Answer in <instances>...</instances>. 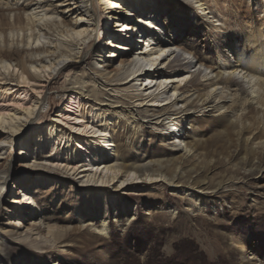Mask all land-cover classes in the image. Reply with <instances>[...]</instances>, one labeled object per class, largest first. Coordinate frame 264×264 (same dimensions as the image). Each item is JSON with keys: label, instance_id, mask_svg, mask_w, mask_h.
Listing matches in <instances>:
<instances>
[{"label": "bare ground", "instance_id": "6f19581e", "mask_svg": "<svg viewBox=\"0 0 264 264\" xmlns=\"http://www.w3.org/2000/svg\"><path fill=\"white\" fill-rule=\"evenodd\" d=\"M174 1H182L191 9V14L201 15L208 30L223 38L227 36L216 2ZM150 9L153 12L149 14ZM100 11L104 23L100 21ZM159 13L153 0H0V155L5 146L11 148L18 135L45 114L50 87L57 74L68 66V61L82 60L89 51L102 54L106 48L117 47L120 53L127 51L125 58L115 65L101 59L93 63L101 79L99 85L104 99L89 91L80 76L71 78L61 89V96L69 99L70 109L54 115L34 145L38 150L42 142V152L50 154L32 160L27 148L18 150L20 168L30 169L34 175L14 176L8 159L3 162L6 169H0V203L15 189L30 209L16 211L18 219L11 222L12 228L0 229V241L5 235L13 241L35 245L53 239L50 228L46 224L41 227L42 220L34 211L37 205L27 184L33 176L47 182L54 176L66 175L87 190L101 193L107 190V194L108 188L111 192L127 194L128 186L136 184L183 185L186 186L183 194L187 199L191 197L193 208L198 207L202 196L214 197L227 189L224 185L211 188L208 182L198 181V171L192 179L177 167L175 159L163 160L173 166L174 173L170 176L154 170L150 161L124 163L127 146L121 144L117 126L124 129L127 125L123 136L130 143L141 135L146 125L159 134L168 130L165 145L169 150L190 156L192 148L185 141L189 120L188 126H183L181 117L185 122L197 107L207 111L223 109V102L219 101L224 90L220 86L222 79H235L259 108L264 130V37L255 26V35L246 34L242 38L251 50L250 55H246L244 47L240 49L235 42L228 43L224 38L229 58L219 57L213 63L199 57L191 48H181L175 41L159 38L157 34L162 33L158 27L162 25ZM128 16H133L134 22ZM129 31L139 34L140 39L134 40ZM95 34L103 35L104 44L93 42ZM120 53L115 50L113 57L119 58ZM179 59L180 67L169 70ZM195 76H201L205 82L206 93L200 95L196 88H186ZM263 145L261 142L260 147ZM163 162L157 163L162 166ZM12 203L20 201L14 198ZM4 208L10 211L17 207L4 205ZM23 214L26 221L30 220L25 232L19 231ZM6 215L1 213L0 221H6ZM87 225L97 235L107 236L104 221L99 227L93 222Z\"/></svg>", "mask_w": 264, "mask_h": 264}, {"label": "rangeland", "instance_id": "374dc122", "mask_svg": "<svg viewBox=\"0 0 264 264\" xmlns=\"http://www.w3.org/2000/svg\"><path fill=\"white\" fill-rule=\"evenodd\" d=\"M204 1L216 2L223 16L226 41L235 42L240 49L244 47L243 51L250 55L251 50L246 48L242 38L246 34L255 35V26L264 37L263 0ZM153 3L160 9L162 25L158 27L162 28V33L157 34L159 38L175 41L181 48H191L199 57L213 63L219 57L229 58L223 36L208 30L203 17L191 14V9L182 1L153 0ZM151 10L149 14L153 12ZM99 18L104 23L101 11ZM128 18L134 22L133 16ZM129 34L134 40L140 39L133 31ZM92 40L101 45L106 41L102 34L93 35ZM106 49L102 54L89 51L82 60L68 61V66L57 74L50 87L47 111L26 132L18 135L11 148L5 146L0 155V169H6L3 162L7 158L12 175H34L30 169L20 168L18 150L27 148L32 160L50 154L42 152V142L37 150L34 146L36 137L49 127L54 115L62 109H70L69 99L61 96V89L71 78L82 77L88 90L104 99L99 85L101 79L95 73L93 63L101 59L110 60V64L115 65L125 58L124 52H127L120 53L117 47ZM115 50L120 53L119 58L113 57ZM181 62L169 70L178 69ZM220 86L224 87L219 96L223 109L207 111L197 107L185 122L182 117L180 119L183 126H188L189 120L190 129L186 131L185 141L192 148L190 156L169 150L165 145L168 130L159 134L146 125L131 143L124 137L127 125L124 129L117 126L116 134H120L121 144L127 146L124 163L150 161L154 170L170 176L174 173L173 166L163 160L175 159L177 167L192 179L198 171V181L208 182L211 188L227 186L224 192L214 197L202 196L201 203L193 208L191 197L187 199L183 194L186 190L183 185L136 184L128 186L127 194L111 192L109 188L107 194V190L102 193L87 190L66 175L54 176V180L47 182L38 181L33 176L27 184L37 205L34 211L42 220L41 227L46 224L50 228L53 239L35 245L13 241L5 235L0 241V264L264 263V145L260 147L264 142V130L261 113L237 80L222 79ZM186 88H196L200 95L207 91L201 76H195ZM231 94L234 96L230 101ZM57 148L61 147L58 145ZM159 161L163 162L162 166L158 165ZM188 169H192L193 174ZM6 198L0 203V214H7L6 221H0V229L5 230L12 228L9 225L18 219V209L22 212L30 209L22 203V196L15 189ZM14 198L20 203H12ZM4 205L17 208L8 211ZM26 219L23 214L19 226L21 232H25L30 223ZM103 221L107 226L106 237L88 228V222L99 227Z\"/></svg>", "mask_w": 264, "mask_h": 264}]
</instances>
